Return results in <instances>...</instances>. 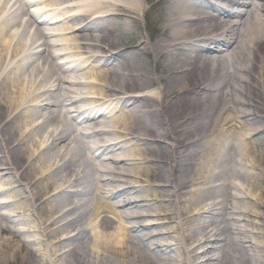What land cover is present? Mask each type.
I'll list each match as a JSON object with an SVG mask.
<instances>
[{
  "label": "bare ground",
  "instance_id": "1",
  "mask_svg": "<svg viewBox=\"0 0 264 264\" xmlns=\"http://www.w3.org/2000/svg\"><path fill=\"white\" fill-rule=\"evenodd\" d=\"M11 1L0 264H264V0Z\"/></svg>",
  "mask_w": 264,
  "mask_h": 264
},
{
  "label": "rangeland",
  "instance_id": "2",
  "mask_svg": "<svg viewBox=\"0 0 264 264\" xmlns=\"http://www.w3.org/2000/svg\"><path fill=\"white\" fill-rule=\"evenodd\" d=\"M1 199V198H0ZM150 221H156V218H154V217H152V218H149V219H147L146 220V222H150ZM242 224H244V225H246L245 223H242ZM245 227H247V228H250V229H252V227L248 224V225H246ZM32 235H30L31 236V238L33 237V238H37V237H39L40 238V235H36L37 233H31ZM29 239H30V237H29ZM172 240V239H171ZM204 248V247H203ZM38 249H39V253H40V255L42 256V257H46V251H44V249L42 248V246H38Z\"/></svg>",
  "mask_w": 264,
  "mask_h": 264
}]
</instances>
